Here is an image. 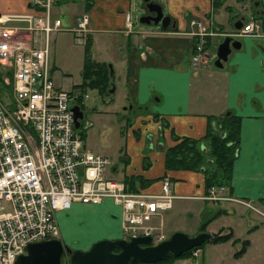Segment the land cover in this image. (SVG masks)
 I'll list each match as a JSON object with an SVG mask.
<instances>
[{"label": "crops", "instance_id": "obj_1", "mask_svg": "<svg viewBox=\"0 0 264 264\" xmlns=\"http://www.w3.org/2000/svg\"><path fill=\"white\" fill-rule=\"evenodd\" d=\"M64 1L52 0L51 3V15L59 18L60 26H71L82 12H87L88 30L81 34L84 39L86 35L91 39L90 32L98 30L104 32L105 37L111 35L112 42L120 49L115 56L119 61L118 70L127 82L128 107L147 104L148 99L155 96L154 112L164 122L160 132L149 135L154 144L159 143L160 150L155 152L158 155L156 166L141 168L138 172L124 167L117 179L129 190L146 192L158 191L162 177L169 179L172 202L161 213V227L167 228V232L190 229V234L198 230L230 233L226 239L207 240L204 247L199 246L197 256L185 257V263L176 258L155 264H264V24L259 35L236 36L240 46L230 50L225 64L222 62L211 80L198 72L199 65L193 67L188 63L196 39L190 33L194 26H190L189 19L203 20L206 29L212 32L206 36L208 43L232 33L233 27L223 23L225 18H214V7L223 0H165L170 17L165 27L146 24L135 29L127 27L124 19L125 12L129 14V0H77L79 13L75 19L69 16V20L66 14L53 11L55 5ZM242 1L248 7L246 16L255 15L264 23V0ZM40 11L31 0H0V14ZM243 17L241 11H236L229 18L235 23ZM120 57L125 59L123 65ZM195 68L198 69L195 71ZM0 71L3 74L2 68ZM178 86L182 89L180 98L175 90ZM228 112L239 117L235 154L229 180L224 184V194L233 199L209 200L203 197L206 193L203 171L165 168L164 150L175 142L174 135L199 138L209 124L217 125V118ZM210 165L209 161L204 162V167ZM110 170L117 172L116 165L112 164ZM180 199L187 202L176 203ZM107 206L115 207L117 216ZM186 211L198 212L202 219L196 218L188 227L184 223L186 216L182 214ZM219 217L223 220L215 222ZM54 219L60 240L66 242L73 238L76 241L73 236L87 232L90 239L82 238L89 243L98 237L119 236L120 206L110 197L95 203L72 201L67 208L56 210ZM79 227L81 231H77Z\"/></svg>", "mask_w": 264, "mask_h": 264}, {"label": "built area", "instance_id": "obj_2", "mask_svg": "<svg viewBox=\"0 0 264 264\" xmlns=\"http://www.w3.org/2000/svg\"><path fill=\"white\" fill-rule=\"evenodd\" d=\"M38 13L0 14V66L9 74L0 79V264H13L24 244L57 236L56 210L70 202L95 203L104 197L120 206V235L150 234L161 238L151 218L170 206L172 194L163 178L155 193L129 191L123 182L105 175L109 159L87 149L81 129L73 125L70 107L87 97L79 84L68 88L53 85L50 75L49 39L60 28L51 15L52 0H31ZM128 22V13H125ZM195 33L203 35L200 20ZM89 16L82 13L70 29H88ZM259 23L252 17L241 33L254 34ZM204 55L202 39L190 55L192 65ZM210 186L207 198L220 196ZM197 249L191 251L192 255Z\"/></svg>", "mask_w": 264, "mask_h": 264}, {"label": "rangeland", "instance_id": "obj_3", "mask_svg": "<svg viewBox=\"0 0 264 264\" xmlns=\"http://www.w3.org/2000/svg\"><path fill=\"white\" fill-rule=\"evenodd\" d=\"M159 1L158 2L163 5V12L166 13L165 0ZM76 3L77 0H65L64 3L60 2L55 5L53 11L63 15L66 14L68 20L69 16L72 15L74 16L72 19H75L80 9L78 6L80 3ZM142 6V0L128 1L127 7L130 14V26L132 29L139 26H146V24L140 23L137 20V17L141 14ZM236 11H241L242 14L246 16L248 12L246 2L242 0H223L221 4L214 7L213 13L215 20L225 18L226 21L223 23L233 27V21L230 20L229 17ZM103 34L104 32L98 30L90 32L89 52L93 59L105 63L108 81L106 89L103 92H98L96 88L92 87L85 88L88 97L85 98L80 107L82 109V120L89 121L90 123L83 131V141L84 145L91 151L102 153L109 158L110 164H108L105 169L106 176L118 178L117 174L121 171V168L124 167L138 172L141 168L144 169L156 166L158 163V155L155 152L160 150L159 143L157 142L154 144V139L149 135L151 134L154 136L155 132H160L161 128L164 127V122L161 117H158L154 112L157 108V102L153 100L155 96L149 98L147 104L132 105L131 108L128 107L130 102H128L129 98L127 96V82L124 80L121 70H118L117 63L119 61L116 59L117 56H115L119 55L120 49L116 48L115 42H112L111 35L105 37ZM220 39L221 36L217 37L213 43L206 44V50L209 56H206L207 58L205 57L204 63L199 64V69L195 68V71L198 69V72L202 76L211 80L214 78L213 76L216 75L215 72L221 68L213 64L215 46ZM83 47L84 36L77 31L71 30L70 26L67 27L63 24L59 29L51 32L48 57L49 62L54 65V69L52 66L53 70L50 72L54 86L66 88L72 83H78L80 81ZM122 59L123 65L125 59ZM225 62L226 60L223 61L224 64ZM1 90L2 85H0V92ZM175 90L178 92L177 98H180L182 91L181 86H178ZM206 161L210 162L208 154L205 152L202 164L204 165ZM112 164L116 165L117 172H112L110 170ZM179 202L182 204L187 201H183V199L176 201V203ZM206 205L209 204L207 203ZM205 207L206 206H204V208ZM107 209L114 216H117V209L115 207L107 206ZM182 214L186 216L184 223L188 227L193 224L196 218H199V220L202 219V214L200 216L198 212L186 211L182 212ZM154 220L155 218L152 222H154ZM221 220H223V218L219 217L215 222ZM80 227H82L81 224ZM80 227L77 231H81ZM76 228L77 227L74 226L73 230ZM165 229L162 228L164 237L166 234L168 235L170 233ZM177 230L185 233L190 231V229ZM89 236L90 235L85 232L82 236H73L76 238V241L73 238H68L65 243L72 248L77 247L84 249L88 247L91 241H89V243L83 242L82 237H87L86 239H88ZM206 242L207 240L203 242L202 247L205 246ZM185 257L187 256L176 258L181 259V262L185 263ZM61 260L62 264H65V262H67V256H63Z\"/></svg>", "mask_w": 264, "mask_h": 264}, {"label": "water", "instance_id": "obj_4", "mask_svg": "<svg viewBox=\"0 0 264 264\" xmlns=\"http://www.w3.org/2000/svg\"><path fill=\"white\" fill-rule=\"evenodd\" d=\"M142 11L137 20L143 24H158L165 27L169 22V15L164 14L161 5L156 0H142ZM238 28L240 21L235 22ZM240 40L224 34L215 46L213 64L216 67L226 60L231 48H238ZM73 113L74 126L76 118L81 117V111L76 106L70 107ZM211 233L199 230L188 234L180 230H173L169 235L156 243H149V235H135L128 239L123 237H102L93 240L87 248H72L59 238H45L28 241L24 244V252L18 253L13 264H61L62 255L67 256L70 264H135L136 262H154L169 253L177 256L184 250L209 239ZM116 248V250H113Z\"/></svg>", "mask_w": 264, "mask_h": 264}, {"label": "trees", "instance_id": "obj_5", "mask_svg": "<svg viewBox=\"0 0 264 264\" xmlns=\"http://www.w3.org/2000/svg\"><path fill=\"white\" fill-rule=\"evenodd\" d=\"M90 38L88 35L84 39L83 58L80 82L84 86L96 88L98 92H103L107 84V67L103 61L91 58L89 52ZM8 73V70H5ZM1 75V71H0ZM217 125L209 124L205 133L199 138L187 136H173L175 142L167 146L164 150V167L203 169L204 186L210 184H225L229 180L231 161L235 154L236 142L238 138L239 117L236 114L226 113L217 118ZM204 143V148L201 147ZM206 148V150H205ZM208 154L211 165L203 167L204 153ZM200 170V169H199ZM230 236V233H212L211 240H222ZM202 244V243H200ZM116 250V248H113ZM189 249L184 250L175 256L169 253L167 256L154 262H136V264H155L168 262L176 257L187 256Z\"/></svg>", "mask_w": 264, "mask_h": 264}, {"label": "flooded vegetation", "instance_id": "obj_6", "mask_svg": "<svg viewBox=\"0 0 264 264\" xmlns=\"http://www.w3.org/2000/svg\"><path fill=\"white\" fill-rule=\"evenodd\" d=\"M164 13V12H163Z\"/></svg>", "mask_w": 264, "mask_h": 264}]
</instances>
